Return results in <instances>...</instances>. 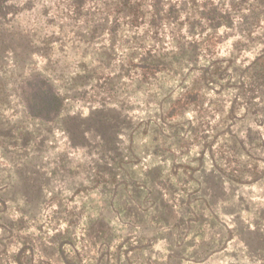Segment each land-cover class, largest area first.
<instances>
[{
    "label": "rangeland",
    "instance_id": "rangeland-1",
    "mask_svg": "<svg viewBox=\"0 0 264 264\" xmlns=\"http://www.w3.org/2000/svg\"><path fill=\"white\" fill-rule=\"evenodd\" d=\"M211 1L221 16L226 13L230 17V26L220 24L217 29L213 60L220 62L222 69L228 72L234 69L246 77L263 72L264 0H244L239 11L230 3L238 7L240 0H228V6L219 0ZM172 4L176 1L172 0ZM49 6L47 0H16L11 8L16 10V18L4 24L0 21L3 24L0 27V201H5L3 205L0 203V264H17L11 257L18 254L25 264H164L168 254L161 238L151 249L141 246L131 250L137 242L134 235H143L147 230L158 235L161 231L155 233L154 227L140 228L135 224L133 233L128 232V217L122 208L128 209L126 201L130 199L102 192L104 182L109 183L105 169H109L111 160L104 166L99 153L121 151L125 156L124 167L137 179H143L149 172L153 174L150 170L160 164L158 158L148 154L151 149L148 120L154 108L153 96L176 98L185 87H201L200 77L210 65L209 58L200 55L196 71H189L192 65L185 64L179 68L180 75L163 73L156 86L141 83L136 92L135 72L128 64L133 41L130 29L120 28L115 48L109 49L110 23L100 39L89 43V23L88 28L80 22L71 29L73 22L69 21L59 31L61 23L57 17L40 14ZM181 35L191 39L185 27ZM163 38L167 39H161L159 47L168 51L175 44L168 37ZM6 45L12 50L5 53ZM229 57H232L231 65L226 63ZM34 75L49 78L59 96L55 104H59V111L51 121L30 116L21 99L24 78ZM262 76L264 83V73ZM247 79H244L246 85ZM157 86L161 91L152 93ZM236 93L232 88L219 90L212 83L202 89L199 103L207 116L198 118L196 113L187 111L183 130L177 136L183 139L172 150L176 164L188 165L192 158L198 157L199 149L205 145L200 137L207 133L209 142L216 128L221 132L228 127L230 121L223 124L220 116H226ZM254 100L253 106H258L259 100ZM237 107L236 115L240 117L245 106L240 103ZM242 119L238 122L241 130L249 128L252 137H259L258 167L264 170V115ZM82 129L90 131L84 137L87 145L81 144ZM192 130L196 136L191 134ZM69 131L76 143L71 142ZM116 133L118 139L114 138ZM223 139L226 135L217 136L216 143L221 144ZM101 140L104 142L99 143ZM131 151L139 158L134 166L126 164ZM208 152L206 149L207 169L212 164ZM170 166L169 160L161 165L163 175L157 181L170 184L178 196L191 195L197 186L192 183L185 187L182 174L179 180L166 176ZM110 168L118 172L116 166ZM215 189L230 203L225 207L226 212L218 205L221 215L216 231L232 236L206 262H195L186 256L180 264H259L257 257L247 252L239 235L256 243L254 233L244 230L243 224L246 217L256 215L264 205V179L244 186L225 185V191L217 184ZM247 209L250 216L244 214ZM103 216L107 223L98 221ZM144 217V213H139L137 221H143ZM100 231L104 234L99 235ZM168 262L173 264L171 260Z\"/></svg>",
    "mask_w": 264,
    "mask_h": 264
},
{
    "label": "trees",
    "instance_id": "trees-1",
    "mask_svg": "<svg viewBox=\"0 0 264 264\" xmlns=\"http://www.w3.org/2000/svg\"><path fill=\"white\" fill-rule=\"evenodd\" d=\"M49 7H46L40 14L44 17H57L60 21V28L64 29L66 22H73L71 29L77 27L80 22H84L86 28L89 26V43L100 39L107 23L108 31L112 34V41L109 49L115 48L116 36L120 28H128L133 33L128 64L135 72L136 92L141 88V83L145 86H156L159 75L163 73H173L180 75L179 68L185 64H191L189 71H196L197 61L200 55L209 58L210 65L204 69L201 87H185L183 93L176 98L171 95L163 96L157 99L153 96V110L149 117L151 125L150 135L151 149L149 155L158 158L160 164L154 166L150 171L153 174L146 173L143 179H137L124 167L122 163L124 155L116 149L99 153V159H102L106 174H109V183L105 185L102 192H107L120 198L126 197L128 209L123 211L127 216L126 226L128 232L134 231L135 224L140 228H150L161 231L158 235L154 231H146L143 235H134L137 238L136 246L131 250H137L141 246L151 249L153 243L161 238L166 246L167 262L173 261V264H180L186 256L195 262H206L208 258L215 255L225 247L227 240L231 238L222 235L221 231H216V225L221 213H218V205L221 204V210L225 211L230 203L226 198L215 189L218 184L225 191V185L244 186L254 183H260L264 179V170L258 167L261 161L259 153L261 145L258 144L259 137H252L250 129L244 131L238 125L239 118L253 116L257 118L264 115L263 72H257L249 77L233 71L228 72L222 69L221 63L213 60L216 53L217 32L220 24L230 26L229 14L220 15L221 12L214 6L211 0H47ZM222 1V5L228 6V0ZM244 0H240L239 6ZM16 5V0H0V21L4 24L9 19L16 18V10H11ZM176 7V8H175ZM236 12V10L234 11ZM54 18H51L53 20ZM217 23L218 25H213ZM0 25L1 26H3ZM104 25V27H101ZM63 26V27H62ZM182 27L186 28L189 38L182 36ZM100 28V31L97 30ZM149 33H151L150 36ZM144 35L147 38H144ZM168 37L170 43L175 45L170 50L164 51L161 46V39ZM114 38V39H113ZM45 42L47 39H44ZM46 44V43H45ZM5 53L12 50V47L6 45ZM232 57L226 60L227 65H231ZM262 76V77H261ZM248 78V85L244 79ZM233 79L234 81H230ZM226 80L224 83H222ZM208 83L218 85L219 90L235 89L237 91L235 99L232 101L226 116L221 117L224 124L230 121L228 127L221 132L216 128L213 131L216 134L211 135V141L207 142L210 136L200 137L204 140V149H199L198 157L190 160L188 165L176 164L172 150L178 147L183 138H177L179 130H183V122L187 111L196 113L195 117L205 118V112L202 111L200 95L202 89L208 87ZM161 91L157 86L152 93ZM22 100L27 112L32 117H37L44 121H51L59 111V104L55 105L59 99L58 94L51 85V80L47 77L34 75L24 78V84L21 90ZM255 99V100H254ZM253 100H259L258 106H253ZM238 101V102H237ZM241 104L245 106V112L237 117L236 110ZM220 114L221 111H220ZM186 130L183 132L185 137ZM196 136V131H190ZM226 135V139L221 144L216 143L217 136ZM90 135V131L82 129L80 136L82 138ZM69 137L72 143H76L74 134L69 131ZM102 137V135H101ZM118 135H114L117 138ZM87 139V138H86ZM176 140V141H175ZM104 141H99L102 143ZM207 142V143H206ZM78 144V143H77ZM88 144V140L81 142ZM155 144V145H154ZM215 146V147H214ZM182 147V146H181ZM211 158L210 168L205 167V150ZM108 155V156H107ZM129 152L127 163L134 166L138 161L137 153ZM134 159V160H133ZM133 160V161H132ZM170 161L171 170L166 175L181 179L186 187L194 183L197 188L192 194L187 196H178L174 189L167 182H158L163 175L161 165ZM117 167L118 172H113L110 167ZM125 168V169H124ZM180 168V169H179ZM188 173V175H186ZM144 180H148L146 183ZM216 182V183H215ZM130 188V189H129ZM111 191H107V190ZM184 192V190L182 191ZM184 194V193H182ZM133 195V196H132ZM137 196H139L138 199ZM264 200V196L262 197ZM1 205L5 201H0ZM145 207H141L142 205ZM226 212V211H225ZM144 213L145 219L138 220V214ZM170 214V215H169ZM245 216H250L248 209L244 212ZM252 215L246 217L243 229L249 233H254L256 243H253L243 236L244 245L250 255H255L259 264H264V205L261 209ZM137 218L136 220L134 218ZM237 218V216L235 215ZM239 217V216H238ZM100 222L107 223L106 217L98 219ZM138 222V223H137ZM156 227V228H155ZM206 229L209 231L206 234ZM99 235L104 231L98 232ZM151 234V235H150ZM132 236V235H131ZM101 238H103L101 236ZM145 241V243L143 242ZM144 243V244H143ZM201 251V253H197ZM34 254V253H33ZM33 255L30 256L29 260ZM12 260L17 264H25L22 255H13ZM171 264V263H170Z\"/></svg>",
    "mask_w": 264,
    "mask_h": 264
}]
</instances>
